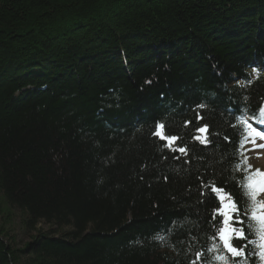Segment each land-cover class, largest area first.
<instances>
[{"label":"trees","instance_id":"obj_1","mask_svg":"<svg viewBox=\"0 0 264 264\" xmlns=\"http://www.w3.org/2000/svg\"><path fill=\"white\" fill-rule=\"evenodd\" d=\"M262 110L264 0H0V264H262L211 191L253 207Z\"/></svg>","mask_w":264,"mask_h":264},{"label":"snow or ice","instance_id":"obj_2","mask_svg":"<svg viewBox=\"0 0 264 264\" xmlns=\"http://www.w3.org/2000/svg\"><path fill=\"white\" fill-rule=\"evenodd\" d=\"M254 72L258 78L259 72L254 69ZM252 81H248L250 84ZM198 107H204V105H199ZM264 111V110H262ZM188 123V122H186ZM264 123V121H262ZM165 124L162 122H157L155 131L153 135L158 136L161 140L166 141V147H172V145L179 139L178 136L166 135L164 132ZM199 132H206L207 125L202 128H198ZM256 135H261L253 129ZM200 140L201 143L207 141L206 137H195ZM264 147V145H260ZM182 154H186L185 148L177 147L173 149ZM250 167V166H249ZM257 177L259 179H257ZM248 183L247 188L249 189L247 195L254 202L253 207L246 211L243 216H241V209L238 206L236 200L232 198L230 193H227L223 187L212 186L211 191L216 194V198L219 201L217 206L213 210L212 220L216 221L217 217H220L219 227L217 228L215 238H219L224 250L231 254L233 259L243 258L246 259L248 255H256L264 264V202L257 201V197L260 193L264 192V172L257 169L254 175H249L247 177ZM203 195V193H202ZM250 212V220L253 222L252 227L248 228V232H245V220L248 218ZM239 225V227H238ZM215 226V225H214ZM256 235L258 241H253L248 239V236ZM234 241H244L242 244L234 243ZM259 249L258 252L250 253L247 251L249 245H253ZM217 259L224 260L225 257H217Z\"/></svg>","mask_w":264,"mask_h":264},{"label":"rangeland","instance_id":"obj_3","mask_svg":"<svg viewBox=\"0 0 264 264\" xmlns=\"http://www.w3.org/2000/svg\"><path fill=\"white\" fill-rule=\"evenodd\" d=\"M260 145H264V142L261 140L256 141L255 144L248 146V162L252 168H258L264 172V147H260ZM260 200L264 202V192L260 195ZM14 212V220L12 222V229L16 234L19 243L23 244L24 242L30 240V236L27 232H25L22 227L21 220L22 214L18 210H13ZM39 227L43 229H47L45 224H41ZM33 234V233H32Z\"/></svg>","mask_w":264,"mask_h":264}]
</instances>
